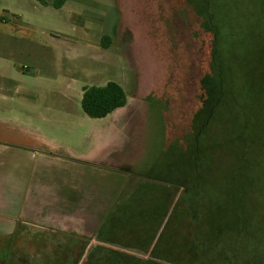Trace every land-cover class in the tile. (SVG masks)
Returning a JSON list of instances; mask_svg holds the SVG:
<instances>
[{
	"label": "rangeland",
	"instance_id": "374dc122",
	"mask_svg": "<svg viewBox=\"0 0 264 264\" xmlns=\"http://www.w3.org/2000/svg\"><path fill=\"white\" fill-rule=\"evenodd\" d=\"M169 1L68 0L55 9L41 0H0V119L80 158L20 145L9 139L14 136L0 138V240L22 223L36 226L16 221L36 206V198L52 197L56 203L64 197L71 207L81 206L77 214L75 209L58 211L64 217L58 215L52 227H72L91 237L109 208L121 201L133 209L126 214L128 222L122 221L126 247L153 237L152 247L165 246L168 256L190 262L195 231L188 216L182 219L186 192L130 172L147 150L154 157L163 138L170 137V123L181 119L183 99L176 98L190 80L185 74L191 61L189 35L174 8L178 0ZM215 1V12L225 22L221 57L229 65L230 51L233 56L219 120L229 134L240 137L248 166L240 175L230 174L237 165L231 158L208 166L214 199L223 207L205 217L211 210L201 208L202 224L210 241L224 223L241 221L255 253L240 261L264 264V151L250 142L264 122V0ZM104 33L112 37L108 48L101 45ZM109 81L123 86L125 106L90 118L81 106L84 87ZM182 151L168 158L175 178L188 176L189 157ZM228 154L222 148L215 156ZM231 188L233 197H223ZM213 205L210 201L208 207ZM50 218L46 221L52 224Z\"/></svg>",
	"mask_w": 264,
	"mask_h": 264
},
{
	"label": "trees",
	"instance_id": "16d2710c",
	"mask_svg": "<svg viewBox=\"0 0 264 264\" xmlns=\"http://www.w3.org/2000/svg\"><path fill=\"white\" fill-rule=\"evenodd\" d=\"M67 1L51 0V2H47L42 0L43 4L51 5L55 9H61ZM214 6H216L215 0H189L190 24L194 26L192 36L197 40L202 30L208 34V37L212 36L210 51L212 58L207 68L209 71L204 78L200 79L205 93V99H202L203 106L191 110L188 117L172 121L174 129L170 133L168 131L169 138H163L164 141L155 156L152 157V150H147L144 158L130 172L138 173L142 177L154 178L158 183H173L176 188L182 187L183 192H186V211L182 219L188 216L195 231L192 236L194 252L191 251L192 259L188 264H204V261L206 264H256L254 259L253 262L250 261L251 263L240 261V258L246 260L247 255L250 256V254L254 258L255 253V247L251 244L253 238L249 236L245 224H242L241 221L235 224H226V222L216 230L213 238L208 241L206 228L202 224L203 214L200 212L201 208L210 209L211 213L205 214L204 217L210 216L215 209L223 207L220 199H214L213 188L215 185L211 182V177L207 172L208 166H213L217 159L222 161L234 159L237 165L232 168L231 175H240L241 172L247 170L248 166L245 161L244 146H240V137L229 134L226 126L219 120L224 113L223 103L227 95L226 84L231 73L233 56L230 51L229 65L225 64L221 57L222 23L225 22L220 21ZM228 40L230 49L231 43L230 39ZM111 43V35L104 33L101 45L108 48ZM126 102L127 94L123 86L118 82L109 81L103 86L84 87L81 106L90 118L99 119L125 106ZM261 124L259 132H256L252 139L250 138V142L260 144L264 151V122ZM176 129L178 134H175ZM2 136H14L9 139H14L20 145L39 148L44 152L62 150L52 148L48 144L49 142L34 133L33 130H24L16 124H11L8 127V124L5 125L1 122V139ZM238 146L243 153H240ZM222 148L228 150V156L224 158L215 156L216 150ZM250 148L252 147L250 146ZM181 150L189 157V161L187 160L188 176L175 178L171 176L173 163H169L168 158ZM62 153H64L63 150ZM64 154L70 158H76L70 153ZM233 193L232 188L226 189L222 196L230 198V196L233 197ZM210 201L214 203L211 208L208 207ZM140 205L142 204H136V207ZM132 211L130 205H122L121 201H115L102 217L98 229L92 237L86 236L72 227L63 230L49 225L26 226L22 223L11 234L7 233V236L0 240V264H80L85 254V259L81 264L183 263L168 256L169 253L164 249L165 246L152 247L153 237L147 242L140 243L139 241L135 248L126 247L123 230L127 229L125 228L127 224L122 221L128 222L129 219L125 218L126 214L132 213ZM131 227L133 226H129L128 229ZM181 237L185 238L183 235ZM93 238L95 240H92ZM77 253H80V256L77 257ZM163 254L164 257H162Z\"/></svg>",
	"mask_w": 264,
	"mask_h": 264
},
{
	"label": "flooded vegetation",
	"instance_id": "af4514ba",
	"mask_svg": "<svg viewBox=\"0 0 264 264\" xmlns=\"http://www.w3.org/2000/svg\"><path fill=\"white\" fill-rule=\"evenodd\" d=\"M161 3H165L166 0H160ZM170 4L173 3L172 0L169 1ZM176 2V1H175ZM178 9V15L181 17L184 23V31L188 36V51L190 54V64L187 70V78H189V83L184 87L183 92L179 94V97L176 99H183L180 102L179 111L181 118L188 117L189 112L193 109H198L203 106V100L205 99V93L203 87L201 86V80L208 73V65L211 61V48H212V36L208 37L203 30L201 31V35L196 40L194 36H192L193 25L190 24L189 17V0H178V4L176 2V6L174 7ZM175 9V10H176ZM170 13L173 12V9L169 10ZM171 17V15L169 16ZM168 20V18H167ZM172 24V22H171ZM169 28V26H167ZM192 28V30H191ZM191 32V36H190ZM190 44V46H189ZM195 57V58H193ZM187 83L188 81H183ZM184 85H182L183 88ZM170 128L174 129L173 122L170 123ZM147 157V156H146ZM153 179V178H151ZM187 179V178H184ZM199 179V178H195Z\"/></svg>",
	"mask_w": 264,
	"mask_h": 264
},
{
	"label": "crops",
	"instance_id": "0c3cea01",
	"mask_svg": "<svg viewBox=\"0 0 264 264\" xmlns=\"http://www.w3.org/2000/svg\"><path fill=\"white\" fill-rule=\"evenodd\" d=\"M42 1V0H41ZM44 1V0H43ZM47 2H51V0H46ZM67 3V2H66ZM1 122H3L4 123V118H1L0 119V124H1ZM5 125H7L6 124V122H5ZM38 135V134H37ZM43 139H45L44 138V136H41ZM76 160H78V159H76ZM82 161H92V160H89V159H84V160H82ZM32 191L34 192V189H32ZM32 192V193H33ZM26 193H27V197H28V195L30 194V196H31V191H30V189H29V191H28V188H27V191H26ZM29 200L30 199H27V204H29ZM54 201V198H46V197H43V198H36V201H35V204H36V206H31V211H30V208H29V210L26 212L25 210L22 212V214H21V217L19 216V218H17L16 219V221H21V222H31V223H35L36 225H49V226H52L53 225V223H58L59 222V220H60V218H58L57 216L59 215V216H61V217H64V215L63 214H61V213H57L58 211H63L64 209H68L70 212L72 211V209H75V210H73V212L75 213V214H77V210H78V208L79 207H81V206H79V205H77V206H73L72 205V207H71V204H69L68 202H67V200L63 197H61V198H59L58 200H56V203H54L53 202ZM46 202H47V204H46ZM62 205L61 207H59V209L57 208V205ZM69 204V205H68ZM52 205L55 207L54 208V210L55 211H53V212H51L52 214H50V215H48V212H50V210H48L50 207H52ZM29 206V205H28ZM75 207V208H74ZM84 209H86V208H84ZM47 211V212H46ZM38 214H41V215H43L44 216V219H40V217L38 216ZM50 216H52L51 218H50ZM50 218L49 220H51L52 221V224L50 223V222H47L46 221V219L47 218ZM15 220V219H14ZM13 220V221H14Z\"/></svg>",
	"mask_w": 264,
	"mask_h": 264
},
{
	"label": "water",
	"instance_id": "95a60500",
	"mask_svg": "<svg viewBox=\"0 0 264 264\" xmlns=\"http://www.w3.org/2000/svg\"><path fill=\"white\" fill-rule=\"evenodd\" d=\"M48 144H49V143H48ZM50 146H51V145H50ZM51 147H52V146H51ZM89 247H90V246H89ZM88 250H89V248L87 249V252H88ZM87 252H86V253H87ZM85 256H86V254H85ZM85 256H84V258L82 259V261L85 259ZM82 261H81V263H82ZM81 263H80V264H81Z\"/></svg>",
	"mask_w": 264,
	"mask_h": 264
}]
</instances>
